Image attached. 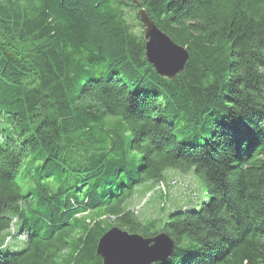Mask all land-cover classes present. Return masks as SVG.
I'll return each mask as SVG.
<instances>
[{
    "label": "trees",
    "instance_id": "16d2710c",
    "mask_svg": "<svg viewBox=\"0 0 264 264\" xmlns=\"http://www.w3.org/2000/svg\"><path fill=\"white\" fill-rule=\"evenodd\" d=\"M140 9L187 51L173 79ZM168 170L187 201L138 215ZM13 222L25 247L0 264H102L113 227L165 232L152 264H264V0H0V233Z\"/></svg>",
    "mask_w": 264,
    "mask_h": 264
},
{
    "label": "water",
    "instance_id": "95a60500",
    "mask_svg": "<svg viewBox=\"0 0 264 264\" xmlns=\"http://www.w3.org/2000/svg\"><path fill=\"white\" fill-rule=\"evenodd\" d=\"M138 17L143 26L146 61L159 76L173 79L184 70L187 51L160 30L143 9L138 11ZM174 248L165 232L143 237L113 227L98 240L96 254L102 264H152L165 261Z\"/></svg>",
    "mask_w": 264,
    "mask_h": 264
},
{
    "label": "rangeland",
    "instance_id": "374dc122",
    "mask_svg": "<svg viewBox=\"0 0 264 264\" xmlns=\"http://www.w3.org/2000/svg\"><path fill=\"white\" fill-rule=\"evenodd\" d=\"M128 18L132 21V16L130 14L128 15ZM29 175L30 173L23 171L22 168L16 175V181L22 195H26L32 186V184L27 181ZM166 177L168 180L166 185H154L144 197H142V194L145 192L147 186H139L136 196L134 197V203H132V208L138 215L153 218L159 213V208L162 203L166 205V209L185 204L192 190V187L190 186L192 180L191 175L176 172L175 170H168V172H166ZM163 190H165L166 195ZM19 229V224L13 222L10 228L0 233L1 252H17L25 247L26 239L23 235L19 234Z\"/></svg>",
    "mask_w": 264,
    "mask_h": 264
}]
</instances>
